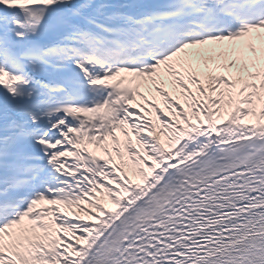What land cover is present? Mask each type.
I'll return each mask as SVG.
<instances>
[{
	"label": "snow or ice",
	"instance_id": "snow-or-ice-1",
	"mask_svg": "<svg viewBox=\"0 0 264 264\" xmlns=\"http://www.w3.org/2000/svg\"><path fill=\"white\" fill-rule=\"evenodd\" d=\"M0 264H264V0H0Z\"/></svg>",
	"mask_w": 264,
	"mask_h": 264
}]
</instances>
